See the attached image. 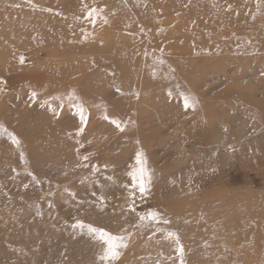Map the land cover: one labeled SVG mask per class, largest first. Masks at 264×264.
<instances>
[{
    "label": "rangeland",
    "instance_id": "1",
    "mask_svg": "<svg viewBox=\"0 0 264 264\" xmlns=\"http://www.w3.org/2000/svg\"><path fill=\"white\" fill-rule=\"evenodd\" d=\"M235 198L264 206V0H0V264H264Z\"/></svg>",
    "mask_w": 264,
    "mask_h": 264
},
{
    "label": "bare ground",
    "instance_id": "2",
    "mask_svg": "<svg viewBox=\"0 0 264 264\" xmlns=\"http://www.w3.org/2000/svg\"><path fill=\"white\" fill-rule=\"evenodd\" d=\"M192 1V0H191ZM36 2V1H35ZM123 2V1H122ZM5 3V2H4ZM30 4V3H29ZM3 6V5H2ZM205 7V6H204ZM205 13V12H204ZM207 14V13H206ZM140 24V23H139ZM94 29V28H93ZM74 35V34H73ZM8 39V38H7ZM2 40V39H1ZM9 40V39H8ZM11 43V42H10ZM13 43V42H12ZM28 43V42H27ZM104 45V44H103ZM88 49V48H87ZM108 49V48H107ZM7 51V50H6ZM90 51V50H89ZM6 54V53H5ZM9 56V54H8ZM160 67V66H159ZM162 69V68H161ZM235 201H233V203L231 204V206L233 207L231 209L230 212H234V214H239V215H244L246 218V222L244 221V224H242L240 226L239 229H233V230H229L224 228V230L222 231L224 234H231L233 236H238V237H242V234H246L247 236H256L257 241H261L264 240L263 235L259 236V233H257L259 228H264V206L262 207H253V209H251V207L248 206H243L240 207V211L239 213L237 212L238 209V198L234 199ZM262 202V201H261ZM221 219V218H220ZM238 219V218H237ZM228 220H230L228 218ZM231 221V220H230ZM224 224V222H223ZM233 225V224H232ZM239 225V224H238ZM223 226H228L227 224L223 225ZM230 226V224H229ZM236 226V225H235ZM218 228V227H217ZM221 231V230H220Z\"/></svg>",
    "mask_w": 264,
    "mask_h": 264
},
{
    "label": "snow or ice",
    "instance_id": "3",
    "mask_svg": "<svg viewBox=\"0 0 264 264\" xmlns=\"http://www.w3.org/2000/svg\"><path fill=\"white\" fill-rule=\"evenodd\" d=\"M188 102L187 99L185 100V107H188ZM83 119V117H82ZM139 160V157H138ZM140 176L143 177L146 172L144 169H140L139 172ZM133 178H136V174L133 173ZM140 191L144 192L145 191V186L143 184V182H141L140 184ZM150 217L153 216L154 214L150 213L149 214ZM93 231H98L100 233L101 238L104 240V244L106 245V247L102 250L100 259L102 261H109V260H114L118 257L119 253L117 252V247L119 245H117L114 240L115 238L111 237L110 235H108L107 233H105L103 230H98V229H93Z\"/></svg>",
    "mask_w": 264,
    "mask_h": 264
}]
</instances>
